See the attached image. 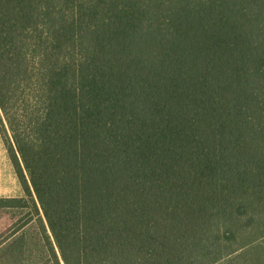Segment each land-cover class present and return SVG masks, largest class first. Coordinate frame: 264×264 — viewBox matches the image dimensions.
<instances>
[{
    "label": "trees",
    "instance_id": "1",
    "mask_svg": "<svg viewBox=\"0 0 264 264\" xmlns=\"http://www.w3.org/2000/svg\"><path fill=\"white\" fill-rule=\"evenodd\" d=\"M0 135V264H264V0H0Z\"/></svg>",
    "mask_w": 264,
    "mask_h": 264
},
{
    "label": "rangeland",
    "instance_id": "2",
    "mask_svg": "<svg viewBox=\"0 0 264 264\" xmlns=\"http://www.w3.org/2000/svg\"><path fill=\"white\" fill-rule=\"evenodd\" d=\"M7 129V126H5ZM7 132L9 133V131L7 130ZM7 152H6V148L4 145V142L2 140V137L0 135V176L3 177H8V182L11 183L12 181L14 182L13 185H11L9 188H11L12 193L15 197H17L16 195H23V191H22V187L18 181V178L14 172L13 166L11 164V162L9 161V159L7 158ZM11 167V169H10ZM13 169V171H11ZM13 175V176H12ZM11 179V180H10ZM7 180H5L6 182ZM10 213L5 212L0 210V233H6V235H9L10 231H8V229H10L12 223L15 222L16 218H13L11 215H9ZM2 235V234H1ZM264 249V241L262 242L261 245ZM245 257L248 258V261H250L253 257H248V255H246ZM243 257L240 258V256L238 255V252L231 254L230 257L224 259L222 261V264H240V262L242 261Z\"/></svg>",
    "mask_w": 264,
    "mask_h": 264
},
{
    "label": "crops",
    "instance_id": "3",
    "mask_svg": "<svg viewBox=\"0 0 264 264\" xmlns=\"http://www.w3.org/2000/svg\"><path fill=\"white\" fill-rule=\"evenodd\" d=\"M10 169H11V167H10ZM13 169L11 171H13ZM5 180H7V181L5 182ZM8 180H9L8 177L0 176V197H15L12 193V190H11L12 187L9 188L11 185L14 184V182L12 181L11 183H9ZM16 196L20 197V195H16Z\"/></svg>",
    "mask_w": 264,
    "mask_h": 264
}]
</instances>
